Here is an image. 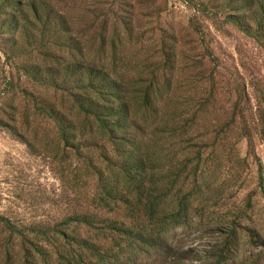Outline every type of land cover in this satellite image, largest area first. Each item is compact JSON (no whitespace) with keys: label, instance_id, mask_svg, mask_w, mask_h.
<instances>
[{"label":"rangeland","instance_id":"1","mask_svg":"<svg viewBox=\"0 0 264 264\" xmlns=\"http://www.w3.org/2000/svg\"><path fill=\"white\" fill-rule=\"evenodd\" d=\"M3 1L0 217L20 231L53 228L88 208L94 180L70 189L76 160L65 159L53 117L41 109V96L63 99L70 84L46 86L38 71L52 61L46 49L93 51L103 23L116 20L118 68L139 66L150 81L171 82L161 101L177 97L178 132L185 135L168 145L179 175L167 178L164 197L191 203L188 221L169 234L165 249L139 264H264V26L256 25L264 12L256 14L249 0H46L41 11L53 12L49 23L30 12L16 23V3L24 0ZM68 58L69 65L84 64L80 55ZM96 62L111 65L107 56ZM89 216L96 223L105 217L99 209ZM123 216L116 210L108 219Z\"/></svg>","mask_w":264,"mask_h":264},{"label":"trees","instance_id":"2","mask_svg":"<svg viewBox=\"0 0 264 264\" xmlns=\"http://www.w3.org/2000/svg\"><path fill=\"white\" fill-rule=\"evenodd\" d=\"M12 2L3 1L5 6ZM45 2L16 3L19 12L14 20L18 23L30 12L37 21L49 23L53 12L43 14L46 10L41 11V7ZM246 5L258 9L256 14L264 12V0H249ZM261 16L256 21L258 29L264 26V15ZM57 17L63 19L60 14ZM113 21L103 23L100 44L93 51L72 48L52 54L46 49L45 55H51L53 62L44 66L45 71H38L46 86L52 88L51 84L61 79L70 84L65 95H60L63 99L51 101L41 96V109L45 116L53 117L65 159L76 160L66 182L70 189L77 192L88 180H94L88 208L53 228L20 231L10 220L0 217V261L6 258L20 264H128L133 259L139 264L143 255L152 256L165 249L169 234L188 221L191 203H178L175 199L169 202L164 197L167 178L179 175L172 169L167 148L185 136L178 132L181 107L176 96L161 101L171 82L166 80L165 85H160L159 81H150V72L139 66L118 68L121 64L117 60L123 51L118 43V22ZM78 55L83 66L69 65L68 56ZM105 56L111 61L109 67L96 62ZM151 74L155 76V72ZM90 209L104 211L105 217L96 223L89 216ZM116 210L123 211V221L108 219ZM102 239L107 246L100 243ZM9 241L14 246H6Z\"/></svg>","mask_w":264,"mask_h":264}]
</instances>
